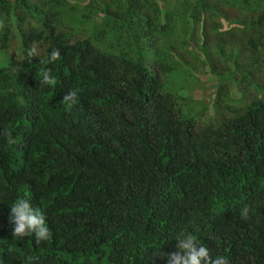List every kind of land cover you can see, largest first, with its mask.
Listing matches in <instances>:
<instances>
[{"label":"trees","instance_id":"1","mask_svg":"<svg viewBox=\"0 0 264 264\" xmlns=\"http://www.w3.org/2000/svg\"><path fill=\"white\" fill-rule=\"evenodd\" d=\"M261 76L264 0H0V264H167L180 233L264 264ZM19 198L49 240L14 239Z\"/></svg>","mask_w":264,"mask_h":264},{"label":"clouds","instance_id":"2","mask_svg":"<svg viewBox=\"0 0 264 264\" xmlns=\"http://www.w3.org/2000/svg\"><path fill=\"white\" fill-rule=\"evenodd\" d=\"M16 43H14L15 45ZM60 50L53 49L50 56L46 59L39 51L38 47L33 44L28 51L26 57L17 56L19 62L24 59L33 60L34 57L40 58V63L51 64L60 58ZM39 86H55L57 81L51 75V69H45L40 72ZM78 101V93L76 89H70L63 97L62 103L73 106ZM224 105V103H222ZM3 136L7 140V145L11 146L15 143L12 134L6 129ZM251 209L245 205L240 210L242 219L250 218ZM9 223L12 225V235L14 239L23 240L26 237H35V241L40 243L51 238V229L46 224V216L38 207H33L28 199L19 198L10 206ZM178 251L166 254L167 264H230L226 256L217 254L212 255L210 249L200 244L196 237L192 234L180 233L176 237ZM245 239V238H244ZM165 259L159 253H153L150 257V264H155V258Z\"/></svg>","mask_w":264,"mask_h":264},{"label":"rangeland","instance_id":"3","mask_svg":"<svg viewBox=\"0 0 264 264\" xmlns=\"http://www.w3.org/2000/svg\"><path fill=\"white\" fill-rule=\"evenodd\" d=\"M147 52V51H146ZM184 61H186V60H184ZM187 62V61H186ZM195 75L196 76H198V77H202V75H201V73H200V71H195ZM262 81H264V76H261V78H260ZM169 85H167L166 84V86H169V87H174L175 86V84H176V81L175 80H172L170 83H168Z\"/></svg>","mask_w":264,"mask_h":264}]
</instances>
